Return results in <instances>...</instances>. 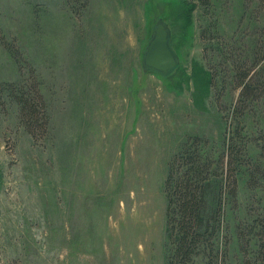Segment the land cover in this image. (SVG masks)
<instances>
[{
  "label": "rangeland",
  "instance_id": "374dc122",
  "mask_svg": "<svg viewBox=\"0 0 264 264\" xmlns=\"http://www.w3.org/2000/svg\"><path fill=\"white\" fill-rule=\"evenodd\" d=\"M159 19L180 57L167 77L142 68ZM263 27L251 0H0V83L37 81L49 116L33 135L0 104V264H167L169 163L237 129L254 166L228 207L231 264L254 259L237 227L264 207V91L241 99L237 76L264 75Z\"/></svg>",
  "mask_w": 264,
  "mask_h": 264
},
{
  "label": "trees",
  "instance_id": "16d2710c",
  "mask_svg": "<svg viewBox=\"0 0 264 264\" xmlns=\"http://www.w3.org/2000/svg\"><path fill=\"white\" fill-rule=\"evenodd\" d=\"M251 1H258L259 9L264 12V0ZM199 2L206 8L211 7V0ZM258 38V50L264 55V27L259 30ZM237 78L242 87L241 99L261 96L262 71L248 69ZM4 94L19 106L21 119L33 135L36 131L48 132L47 106L37 81L33 86L0 83V104ZM235 134L230 133L217 152L210 147L208 139L190 137L169 163L165 182L167 264H195L198 259L202 264H231L228 207L233 211L238 208L239 173L252 165L242 129H237ZM259 140L264 157V136ZM256 166L250 175L251 184L258 181L257 172L264 175L261 167ZM256 214L251 224L245 221V227H237L244 255L255 256L245 258L244 264H264V207H258Z\"/></svg>",
  "mask_w": 264,
  "mask_h": 264
},
{
  "label": "water",
  "instance_id": "95a60500",
  "mask_svg": "<svg viewBox=\"0 0 264 264\" xmlns=\"http://www.w3.org/2000/svg\"><path fill=\"white\" fill-rule=\"evenodd\" d=\"M180 65V57L172 43V32L167 22L159 19L146 47L142 60L144 72L169 76Z\"/></svg>",
  "mask_w": 264,
  "mask_h": 264
}]
</instances>
